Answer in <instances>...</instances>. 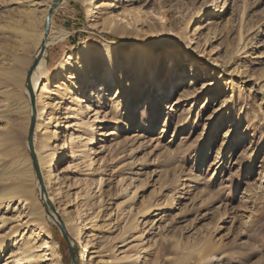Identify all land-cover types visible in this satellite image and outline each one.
<instances>
[{
  "label": "rangeland",
  "instance_id": "1",
  "mask_svg": "<svg viewBox=\"0 0 264 264\" xmlns=\"http://www.w3.org/2000/svg\"><path fill=\"white\" fill-rule=\"evenodd\" d=\"M27 1L0 0V70H14L20 81L9 83V93L0 95V106L16 108V114H3L0 127L10 122L20 131L21 142L7 151L13 156L4 164L7 167L30 160L28 186L34 203L42 207L37 196L41 186L27 143L31 119L34 117V124L37 119L36 96L30 80L27 83L35 46L24 48L22 42L26 22L21 13L26 10ZM38 1L43 9L53 0ZM142 1L135 0L134 5L145 4L147 0ZM147 6L154 11L161 8L164 23L160 25L165 28L159 32L146 22L143 29L151 34L148 38L136 37L134 26L126 27V37L102 31L100 23H96L98 13L90 17L82 0H62L50 18L44 50L49 66L47 79L56 82L57 67L81 48L87 52L86 68L95 69L100 62L98 46L109 42L114 47L115 60L121 64L116 78H109V85L116 88L117 83L124 95L127 87L132 88L127 97L129 110H123L122 114L126 127L118 132L119 140L125 139L126 149L132 151L119 166L127 165L121 169L124 174L133 169L136 191L125 182L115 187V177L108 165L105 172L108 183L102 187L105 199L98 202L96 197L100 193L95 189L93 212L100 211L98 221H110L120 228L128 220L129 209L125 205L132 204V214L137 216L129 241L130 246L138 247L127 253L138 251L140 264H151L144 262L143 251L154 253L150 257L154 264H172V259L179 260L182 253L193 254L188 264H202L196 252L204 243L212 248L204 264H264V0H148ZM34 24L39 28L40 20L35 18ZM133 44L142 45L145 58L136 52L131 54ZM14 58H22L24 63ZM145 62L146 70L142 72L146 73L142 75L139 66ZM169 66L176 77L168 96L143 97L147 86L155 85L156 78L163 79L161 85H166ZM182 66L184 71L177 75L176 68ZM96 72L97 79L87 82L84 91L87 93L93 85L95 97L99 93L96 87L102 85L98 78L105 76L106 66L103 64ZM180 90L186 91L188 100L176 105L175 96ZM133 93L140 95L136 103ZM149 97L156 107L141 116ZM105 98L111 106L108 97ZM134 111L137 115L130 117ZM143 119L145 123L141 125ZM109 121L96 124L93 151H99L101 144L107 147L112 139L98 136L100 133L111 127L116 132L112 124L115 121ZM61 141L59 134L58 144ZM105 154L92 156L96 170L101 168L98 161ZM63 163L56 165L55 175ZM124 189L134 192L132 199L126 201ZM115 203H123L125 207L119 220ZM150 207L147 215H139ZM13 213L0 208L2 218H10ZM92 216L81 213L84 228L74 245L56 225H51L53 238L61 247L63 264H81L83 243L93 229L86 221ZM1 225L0 222V234L5 227ZM116 246L115 254L109 255L111 259L126 254L123 244ZM9 254L10 248L2 255L0 264H7L4 260Z\"/></svg>",
  "mask_w": 264,
  "mask_h": 264
},
{
  "label": "bare ground",
  "instance_id": "2",
  "mask_svg": "<svg viewBox=\"0 0 264 264\" xmlns=\"http://www.w3.org/2000/svg\"><path fill=\"white\" fill-rule=\"evenodd\" d=\"M54 2L53 0L52 3L40 9L42 5L38 0H28L26 10L21 13V17L26 22V31L22 33L24 48L35 46L33 61L39 58L29 80L33 93H35L34 96H36L35 112L37 118L34 124L31 155L40 177L41 193L37 196L43 208L37 202L34 203L32 189L28 186L30 160H21L7 167L4 164L7 158L13 156L7 151L14 150V147L21 142L20 131L10 122H6L4 126L0 127V208H7L9 212L14 211L15 213L7 219L0 217L1 224L5 226L4 233L0 234V259L10 248V254L4 260L7 264H63L61 247L53 238L51 225L63 229L65 239L74 245L78 242L84 228L80 221L81 213H83V215L89 217L93 215L89 221H86L93 229L83 243L80 254L81 264H140L141 257L138 251L134 254L127 253L131 248L136 250V247H138L137 245L130 246L131 242L129 241L133 238L129 235L135 229L134 221L137 216L132 214V204L125 205L129 209V214L126 216L128 220H126L125 225L119 228L110 221H98L100 220V211L93 212L95 202L92 203L96 195L94 194L95 189H98L96 192L100 193L96 197L98 202L102 203L105 199L102 187H105L108 183L105 178L107 177L105 172L108 165H111V174L112 177H115V187L123 186L125 182L127 187L132 186L134 192L136 191L135 175L131 172L133 169L129 170L130 174H124L121 169L127 167V165L119 166L122 159L132 151V148L126 149L127 141L125 139L120 141L118 138V132L120 133L126 127L123 125L122 114L123 110L126 112L129 110L127 97L131 94L132 88L128 89L130 87H127L124 95L117 83L116 88L110 87L109 83L116 78L121 64L115 60L114 47L109 42L98 46L100 62L95 69L92 67L86 68L85 64L88 63L87 52H84L81 48L57 67L56 82L52 83L50 79H47L49 66L47 53L44 50L50 29V18L54 12L51 10ZM82 3L87 7V13L90 17L98 13L96 23L99 22L101 30L108 34L126 37L128 35L125 31L126 27L134 26L136 37L148 38L151 34H147V31L143 29L146 22L153 24V27L159 32L165 29L160 25V23H164L163 11L161 8L154 11V9L148 7V0L145 4L141 3L137 6L134 5L135 0H82ZM49 14V29L46 34L44 32L43 36V24L45 28L46 18ZM35 18L40 20L39 28H36L34 24ZM39 44H41L40 49ZM131 48H133L131 54L136 52L145 58L144 52H141V44H133ZM14 60L18 63H24L22 58H14ZM103 64L106 66L107 72L102 79L98 78L102 85L96 87V91L99 93L95 97L96 93L95 89L92 88L93 85L86 93L84 92L87 88L85 84L89 83L90 80L94 82L97 79L98 74L96 71ZM145 65L146 62L139 66L142 67L140 72L142 75L146 73H143L146 70ZM147 68L149 69V64ZM183 71V66L176 68L177 75H181ZM17 74V72L8 68L0 70V95L9 93V83H20ZM174 77H176L174 69L169 66L166 85H161L163 79L156 78L153 81L155 85L151 88L147 86V92L143 97L159 94L160 96H168V93H170L169 86H171ZM129 86H137L136 88H138L141 85L130 84ZM105 97H108L107 102L111 103V106L105 102ZM132 97L134 98L133 103H136L140 95L133 93ZM176 97L178 98L176 105L180 101L185 102L188 100L186 91L181 92L180 90L175 99ZM145 104L146 108L141 111V116L142 114L145 116L147 111H151L156 107L155 101L151 100L150 97ZM61 110H63L62 113ZM101 112L104 114L103 117L100 116ZM9 113L16 114V108L9 105L0 106V120L3 114ZM136 115L137 112L134 111L130 117ZM109 117L111 119H108ZM32 119L34 121V117ZM109 120H112V122L118 121V124L112 123L116 127V132H113L111 127L106 132L100 133L98 136H112V139L107 147L101 144L99 151H93L91 146H93L96 139V124L101 122L99 124L104 125L110 123ZM144 123L145 120L143 119L141 125ZM59 134L62 140L60 144H58ZM132 142H135V140H132ZM101 152L106 154L100 157L98 164L101 168L96 170V161L92 156L102 154ZM62 161H64L63 166L55 175L54 168ZM122 174L124 175L122 176ZM125 175L128 178L125 179ZM123 191L126 194V201L133 198L134 192L127 191V189ZM115 206V212L119 220L125 207L123 203H115ZM101 207L102 205L98 208ZM150 210H152V207L145 212L141 211L139 215L143 216ZM113 232L118 233L113 235ZM117 244H123L122 247L126 248V251H124L126 254L122 258L114 257L111 259L113 253L116 252ZM211 249L208 243H204L196 252L197 260L204 264L209 259ZM143 252L146 253L144 262L149 261L154 264L153 259L150 258L154 256V253ZM84 254H87L85 261L83 259ZM110 254L111 257H109ZM192 257L193 254L182 253L179 260L172 259V264H188ZM215 261L217 260L215 259Z\"/></svg>",
  "mask_w": 264,
  "mask_h": 264
},
{
  "label": "water",
  "instance_id": "3",
  "mask_svg": "<svg viewBox=\"0 0 264 264\" xmlns=\"http://www.w3.org/2000/svg\"><path fill=\"white\" fill-rule=\"evenodd\" d=\"M60 3H61V0H56V1L52 4L51 10L54 11V9H55ZM49 17H50V14H49V16H47V18H46V24H45V28H44V32H45V34L48 32V29H49ZM38 61H39V58L34 59L33 64H32L31 68H30L29 71H28V75H27V83H29V77H30V75H31V73H32V71H33V69H34V67H35L36 64L38 63ZM33 130H34V121H33V119H32V122H31V125H30V128H29L28 139H27L28 149H29V152H30V156H31V158H32V161H33V157H32V155H31V150H32V135H33ZM33 168H34V170H35L36 173H37V168H36V165H35V164H33ZM37 176H38V179H39V182H40V177H39L38 173H37ZM60 232H61L62 236L65 238V233H64L63 229L60 228ZM71 255H72V253H71Z\"/></svg>",
  "mask_w": 264,
  "mask_h": 264
}]
</instances>
